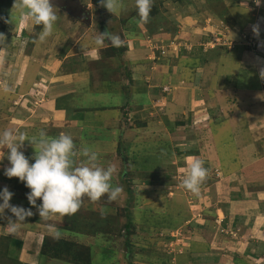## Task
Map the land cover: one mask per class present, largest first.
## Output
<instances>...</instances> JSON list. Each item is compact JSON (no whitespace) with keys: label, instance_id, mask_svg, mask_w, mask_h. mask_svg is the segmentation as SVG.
Masks as SVG:
<instances>
[{"label":"rangeland","instance_id":"374dc122","mask_svg":"<svg viewBox=\"0 0 264 264\" xmlns=\"http://www.w3.org/2000/svg\"><path fill=\"white\" fill-rule=\"evenodd\" d=\"M65 2L88 11L89 21L52 3L58 20L42 43V26L25 19L15 0H0V21L6 18L0 133L25 134L32 144L26 140L20 150L30 163L41 139L68 134L76 166L85 161L81 149L90 147L98 153V166H115L112 183L122 192L115 201L107 195L95 202L85 197L74 215L45 220L26 197L13 193L23 184L3 174L10 166L5 155L0 188L14 194L11 204L34 213L18 224L16 238L20 231H36L31 236L27 231V240L45 252L54 244L51 229H60V239L83 246L76 258L88 256L92 264H264V3L154 0L145 23L135 0H122L116 15L99 0ZM105 31L119 35L127 51L104 64V49L111 45L106 41L98 48L93 41ZM118 70H130L135 79L124 72L114 82ZM56 82L76 87L71 97L55 102L63 116L48 114L44 96L36 103L43 95L39 88L48 92ZM125 117L137 128L124 131ZM192 158L203 160L207 169L197 194L183 186ZM128 218L129 237L123 229ZM10 220L15 217L6 209L0 233ZM67 227L73 232L63 230ZM4 257L0 264H23ZM67 259L55 258L72 264Z\"/></svg>","mask_w":264,"mask_h":264},{"label":"clouds","instance_id":"9594fccd","mask_svg":"<svg viewBox=\"0 0 264 264\" xmlns=\"http://www.w3.org/2000/svg\"><path fill=\"white\" fill-rule=\"evenodd\" d=\"M153 2L154 0H135L138 15L145 23L149 20ZM99 3L112 15L118 14L122 9V0H99ZM254 3L260 6L264 0H254ZM15 4L25 19L32 21L34 26H42L39 35L42 43L52 36L58 16L50 0H15ZM253 32L258 36L259 28L254 27ZM106 41L115 48L123 46L121 37L109 31L99 33L93 42L98 48H102ZM3 42L4 36L0 33V45H3ZM5 91L8 89L5 88ZM26 140L32 144V141L18 130L9 129L0 133V149H8L6 154L0 150V161L6 155L10 166L3 170V174L8 178H18L30 189L26 198L29 204L36 208L40 218L47 220L54 214L72 216L80 209L85 197L93 202L105 195L111 201L118 199L122 188L113 186L112 183L116 168L98 166V153L95 150L83 147L79 155L84 157L85 161L76 166L77 152L73 138L61 133L50 140L41 139L39 152L35 150L32 157L34 162L30 163L29 158L20 150ZM188 165V174L183 180V186L197 194L201 183L206 179L207 169L204 167V161L199 158L190 159ZM13 195L6 186L0 188V218L4 217L6 209L15 217L14 221H9V235H14L18 224H23L26 218L34 215L31 208L11 204ZM37 198L40 199V204H37ZM51 232L54 239L61 238L62 234L58 229L53 228Z\"/></svg>","mask_w":264,"mask_h":264},{"label":"trees","instance_id":"16d2710c","mask_svg":"<svg viewBox=\"0 0 264 264\" xmlns=\"http://www.w3.org/2000/svg\"><path fill=\"white\" fill-rule=\"evenodd\" d=\"M150 14H151V12H150ZM158 22L156 23V27H157V30L158 29H160L162 26H161V22H160V19L158 18ZM6 22V18H3V20H1L0 21V33H3V29H4V27H5V23ZM152 28H150V30H151ZM148 30H149V27H148ZM156 30V31H157ZM150 31H147V33H149ZM167 32V30H165V32H162V35L163 34H165ZM190 50V49H189ZM126 51H127V49L124 47V46H122V47H120V48H115V47H112V46H107V48H105L104 49V52H103V56L105 57V58H103V63L105 64V63H109L110 61H112V59L113 58H115V57H117V58H115V59H119V58H121L122 59V57H124V54L126 53ZM179 51H180V49H179ZM179 51L177 52L178 54H179ZM186 51H188V50H186ZM176 53V54H177ZM110 69H111V67H110ZM119 72H117L118 74H122L123 72H121L120 70H118ZM116 73V74H117ZM121 76V75H120ZM129 77V76H128ZM116 80H118L119 81V79H118V77H117V79ZM122 87H123V89H125V87L122 85ZM109 92H111V91H114V90H112V88H110V87H108V89H107ZM124 92H126L125 90H124ZM59 101V98H56L55 99V102H56V105L58 104L57 102ZM58 106V105H57ZM115 108H117L116 106H114ZM113 107V108H114ZM101 109H105L106 107H100ZM120 111H123V108H120ZM122 115H123V113H122ZM122 117L123 116H121L120 117V119H119V121H118V125H119V123H120V120L122 119ZM119 118V117H118ZM124 118V117H123ZM126 118V120L127 121H129V122H127L126 123V126H125V128H123V130L124 131H126V129H129V131H131V130H133V129H135V128H137V126H134V127H132L134 124H133V120L131 119V120H128L127 119V117H125ZM135 121V120H134ZM125 122V121H124ZM139 124V123H138ZM143 127L144 126H146V122L145 121H143L142 123H140ZM148 125H150L149 123H148ZM147 125V126H148ZM122 126H124V124L122 125ZM124 134V133H123ZM3 161V160H2ZM23 184V186L22 185H20L22 188L20 189L21 190V192H15L14 191V188H13V193L14 194H17V195H19V196H21V197H26V193H28L29 191H30V189H28L27 187H25V185H24V183L23 182H20L18 179L16 180V184ZM127 217H128V215H127ZM30 218L31 217H29V218H26V219H28V220H30ZM27 220V221H28ZM127 222L128 223H125L124 225H123V229H124V231L126 232V234H127V236L129 237L132 233H131V221H130V218H128V220H127ZM69 227H67L66 229H63V230H65V231H68V232H70V230L71 229H68ZM59 231H61L60 229H59ZM73 231L71 230V232L70 233H72ZM124 232V233H125ZM23 232H20V235L22 234ZM127 239V238H126ZM172 239V238H171ZM13 238H11V237H9V236H4V235H0V244H1V247H0V258L3 256H5L4 258H6L8 261H10V262H15V263H18V260H17V254L12 250V248H11V252L8 250V246L10 245V247H12V246H14V244H15V242H13ZM54 244L52 243V244H50L49 245V247L48 248H46L45 249V252L42 250V249H40V256L41 257H44V258H46V259H55V258H57V259H60L61 260V258H69V259H67V262H69V263H72V264H92V262H91V260H90V258L87 256V258H86V261H82V260H80V258H76V254L75 253H78L79 252V250H78V248H80V246L83 248V246L82 245H80V246H78L76 243H74V242H67L66 240H63V239H54ZM127 242H128V244H129V239L128 240H125V244L127 245ZM45 242H44V240L42 241V245L44 244ZM68 245L69 246V249H67V250H64V251H60V249H59V246H63V245ZM18 246L17 245H15V248H17ZM73 250V251H72ZM77 250H78V252H77ZM64 254H66L68 257H66ZM254 257H259V255L258 256H254ZM2 262V261H1ZM4 263V262H3Z\"/></svg>","mask_w":264,"mask_h":264},{"label":"crops","instance_id":"0c3cea01","mask_svg":"<svg viewBox=\"0 0 264 264\" xmlns=\"http://www.w3.org/2000/svg\"><path fill=\"white\" fill-rule=\"evenodd\" d=\"M134 65L135 64H129V66H134ZM123 66H126V64L124 63ZM43 72H45V71H43ZM121 72H123V73L125 72L126 73L125 74L126 77L129 76L130 79L131 78L132 79L133 78L135 79V77H133V73L130 72V70H128V71H126V70L122 71L121 70ZM40 73H36V74H34V76L37 78ZM44 75L47 76V77L48 76H51V75H49V73H46ZM117 77H118V79H121L120 74L117 73V74H115V77L112 78V80L115 82V80L117 79ZM56 83H57V86H55V87L50 86L48 92H47V90H45V87H44V90L42 88L41 89L39 88V90H42L43 95L37 100L38 102H36V103H40L41 101H43V96H44L45 99H44V102H43L44 103L43 106H45L48 109V114L49 115L50 114H54V115H57V116H60V115L63 116V112L64 111L61 110V109H59V110L58 109H55V107H54V105H55V99L56 98H59V97H65V96L66 97H71V94H73V92H74L73 89H75L76 87H75V84H67L65 82H56ZM38 85L39 84H37V87H39ZM110 85H111V83H110ZM112 90H113V88H112ZM127 92H126V95H127ZM41 98H42V100H41ZM104 107H106V106H104ZM41 111H39V113ZM114 122H115V117H114ZM25 222H27V220H25ZM24 226L26 228V224ZM4 228H6V229L2 233H0V234H3L4 236H6V235L7 236H10L11 238H16L17 237L16 236L17 235L16 233L14 235H8V233H7V230L8 229L7 228H9V226H5ZM27 231L28 230H26L24 233H22L21 235H19V238H16L17 240L20 241L19 243L18 242H15L14 246H12V247H10V245L8 246V250L10 252H11V248H12V250L17 254V260L19 262L23 263V264H60V261H58V260H55V259H53V260L52 259H46L44 257H41L40 254H39L40 253L39 252V246L40 245L38 246V248L32 247V245L27 240L28 239L27 238L28 236L26 235ZM31 232H36V231H32V230L31 231H28V233L30 234V236L32 235ZM37 234H38V232H37ZM39 244H40V241H39ZM15 245H17L18 247L15 248ZM182 254H184L183 251H182V253H178L177 255H182ZM193 259H197V255H192L191 260L194 261Z\"/></svg>","mask_w":264,"mask_h":264},{"label":"water","instance_id":"95a60500","mask_svg":"<svg viewBox=\"0 0 264 264\" xmlns=\"http://www.w3.org/2000/svg\"><path fill=\"white\" fill-rule=\"evenodd\" d=\"M51 3H53L54 5H57L59 7H64L65 11L71 13L74 16H78L80 20H85L86 22H88V16L89 13L88 11H85L83 8H78L76 6L73 5V3L71 2L70 4L65 2V0H50Z\"/></svg>","mask_w":264,"mask_h":264},{"label":"built area","instance_id":"2783aa9c","mask_svg":"<svg viewBox=\"0 0 264 264\" xmlns=\"http://www.w3.org/2000/svg\"><path fill=\"white\" fill-rule=\"evenodd\" d=\"M160 48H161V51H163V50H162L163 48H162V47H160ZM156 49H157V48H156ZM176 49H177V48H175V49L173 50V52H175V51H176Z\"/></svg>","mask_w":264,"mask_h":264}]
</instances>
